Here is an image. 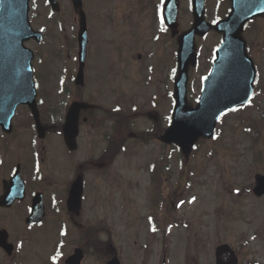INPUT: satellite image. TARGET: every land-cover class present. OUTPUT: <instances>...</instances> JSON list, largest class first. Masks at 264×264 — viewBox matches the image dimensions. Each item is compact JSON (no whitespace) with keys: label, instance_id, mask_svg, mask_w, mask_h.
<instances>
[{"label":"rangeland","instance_id":"374dc122","mask_svg":"<svg viewBox=\"0 0 264 264\" xmlns=\"http://www.w3.org/2000/svg\"><path fill=\"white\" fill-rule=\"evenodd\" d=\"M221 3L219 0H207L209 21L216 20L220 15L222 17L225 5ZM87 6L89 10H93L92 1H89ZM48 15V8L43 1H33L29 15L30 23L35 30H46L44 42L36 47L32 44L28 45L36 55L33 63L34 71L41 74V79H39L40 76L36 79L39 99L42 102V105L38 107L39 111H52L55 115L58 114L55 121L59 123L61 117H59L58 112L64 111L68 102H71L75 97H81L84 101H89L90 96H92L94 106L100 108L98 111L110 107L111 101L117 95L115 97L113 94L110 96L105 89L99 95L97 93L91 95V91L88 89L81 92V89L74 88L71 83L76 72L75 63L72 61L75 54L73 24L69 21L68 30L65 34H62L59 24L65 27L68 23V18L64 15V12L61 16L52 17L50 20ZM97 20L101 21L99 17H97ZM105 28L109 30L110 34L100 36L98 29L93 26V20L90 21L89 36L91 44L89 47V61L86 65V79L87 82L92 80L96 85H99L100 78L103 77V70L107 72V67L96 65L97 59L103 50L102 37H104L106 43L108 37L111 39L110 41L114 38L115 41L120 42L124 38L122 35H114L111 25H107ZM247 32L248 51L257 68L255 94L249 105L222 116L216 127L213 140L199 142L186 158L181 157L179 153L170 148L161 147L157 142L137 147L135 141L131 140L126 143L128 148L118 160L120 163L124 162L119 166V172L125 179L128 174L134 178L136 176L135 172L138 175L144 163L154 161L155 157H161L163 162L161 172L163 182L166 184L163 185L164 193L170 190L171 187L182 193L186 201L180 211H188L191 213L188 214L189 218L194 220V223L188 229L190 234L188 244L190 247L194 246L192 259L196 264H205L207 260V255L203 254L204 250L199 244L202 241L206 243L208 237H210L209 246L212 254L217 245L225 243L238 252L239 264H264V198L256 199L251 192L254 185L253 176L255 174L264 175V21L250 26ZM144 40L149 45L148 39ZM128 41L130 40L127 39L124 42ZM218 43L219 37L213 34L202 41H198L199 64L190 71L188 82L187 101L192 105L200 93L202 80L209 71L212 53ZM119 47L120 44L115 43L113 52L118 51ZM168 50L169 48L166 47L161 50L162 57L156 55L155 52L150 53L149 63L147 61L141 68L132 63L131 66L126 63L128 64L126 75L135 78V90L139 98L136 101L138 109L145 113L157 110L161 117L162 126L165 125L163 117L168 115L173 107L172 100L168 97V92H171L172 89V83L168 80L171 77L172 68L175 66V58L169 55ZM110 51H112L111 46ZM137 51L147 53L144 49L137 48ZM104 52L106 56L107 50H104ZM158 59L160 68L155 72L157 84L145 83L147 81L144 78L146 64H149V67H154ZM97 63L105 65L106 61ZM43 64H45L44 68L42 67ZM46 65L52 70L50 79L47 73H43V70L47 71ZM63 74L66 80L64 88H66V92L70 91V94L59 96V80ZM105 79L106 77L103 80ZM100 84L106 88L104 83ZM128 90L130 91V88ZM155 94L162 96L161 101L155 99L153 96ZM134 100L136 98L131 101ZM153 103L156 105L155 108L152 107ZM18 111L17 117L24 120V111L26 110L22 108ZM147 122L148 120L144 118L136 120L132 127L133 133L145 131ZM85 137L86 135L80 138L82 153L87 149H91L93 145L92 143L88 147L83 141ZM101 149L98 147L95 151L98 157H100ZM125 162H128V165L130 163V166L125 168ZM143 186L146 189L143 194H140L139 200L141 207L144 209L148 202L147 197H150L147 190L150 186L146 180H144ZM94 192L96 194L93 199L98 197L99 205L105 204L107 192L103 185L101 184L99 190ZM137 193L132 198L134 205H136L134 199ZM192 198H196V200H192ZM115 200L116 205H118L117 197H115ZM181 203V199L176 200L177 205ZM172 204H174L173 201ZM108 206L111 209V206ZM113 210L116 211V209ZM255 230H257V237L251 240V233H255ZM193 235H195V238ZM184 236L183 233L180 234L179 239ZM123 243L122 237L116 236L114 247L116 249L117 247L122 248ZM122 259L124 260L123 256ZM134 259V264H138V257L135 256ZM154 261L152 260V263ZM181 261V256H178L177 264H181ZM89 264L106 263L103 262V257H100L99 261L91 258Z\"/></svg>","mask_w":264,"mask_h":264},{"label":"flooded vegetation","instance_id":"af4514ba","mask_svg":"<svg viewBox=\"0 0 264 264\" xmlns=\"http://www.w3.org/2000/svg\"><path fill=\"white\" fill-rule=\"evenodd\" d=\"M84 1L89 10L87 0ZM110 1L115 2L116 18L123 12L126 14V30H140L150 42L161 45L165 41L171 50H176V39L170 37L162 23V0H94L92 8ZM182 18H187V14L179 15L180 23ZM108 21L113 28L118 24L115 18ZM137 57L139 61L142 59L140 55ZM127 114V111L81 114L79 129L80 134L86 135L84 143L90 147L92 143L99 146L123 142ZM13 127L4 138L13 132H17L16 137L0 140V198L6 196L0 200V242L12 245L9 253L0 247V264H89L91 258L99 261L103 257L108 262L122 256V264H131L132 255L138 257V264H174L179 235L183 231V239L187 240L188 229L194 222L188 213L172 204L178 197L176 192L164 194L161 186L155 187L154 198L150 197L143 209L140 204L134 206L127 180L116 211L111 193L107 203L99 205L98 197L93 199L95 194L89 187L96 185L98 179L105 188L114 183V161L110 156L104 158L106 162L101 166L96 155L92 157L88 151L71 157L63 140L58 139L62 132L52 134L56 129L52 124L43 125L42 139L37 138L35 131L31 133L32 123ZM155 175L157 178L161 173ZM77 177L82 178L83 195L79 205H69L71 185ZM116 226H121L124 241L119 250L114 247ZM202 248L207 255L205 264H210L209 242H202ZM184 251L186 257L193 254L187 252V244ZM185 260L186 264H193L190 259Z\"/></svg>","mask_w":264,"mask_h":264},{"label":"water","instance_id":"95a60500","mask_svg":"<svg viewBox=\"0 0 264 264\" xmlns=\"http://www.w3.org/2000/svg\"><path fill=\"white\" fill-rule=\"evenodd\" d=\"M232 1L233 10L228 19L214 27V30L223 33V41L216 51V59L209 76L203 83L202 94L195 108L186 103L187 70L189 64L194 66L196 63L193 37L195 33L203 36L210 29L199 12L201 0H192L195 17L193 29L179 39V72L174 82L173 121L163 141L176 143L184 154L190 151L199 138H211L219 117L228 110L246 104L253 93L255 69L246 54L241 33L247 21L254 18L256 14H264V11L260 13L252 11L254 8H247L245 0ZM74 7L81 9V1L74 3ZM27 12L28 0H0V124L4 123L3 118L10 122L19 104L27 105L31 111H36L35 92L31 82L32 53L22 46L24 41L37 37L29 27ZM79 44V72H81L87 44L84 23L79 32ZM25 81L29 87L28 97H14L6 92L17 83L25 84ZM77 108V105H72L65 125L67 145L71 149H73L71 144L76 135ZM253 193L256 196L264 194V176H255ZM80 194L81 186L73 195L80 196ZM223 252L229 253L228 256L230 255L232 259L231 264H236V258L227 246L217 249L218 260Z\"/></svg>","mask_w":264,"mask_h":264}]
</instances>
